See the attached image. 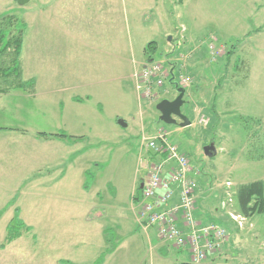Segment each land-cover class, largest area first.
<instances>
[{"label": "rangeland", "instance_id": "obj_1", "mask_svg": "<svg viewBox=\"0 0 264 264\" xmlns=\"http://www.w3.org/2000/svg\"><path fill=\"white\" fill-rule=\"evenodd\" d=\"M4 12L28 24L22 61L36 90L0 94V264L192 262L138 222V187L152 157L143 137L158 129L189 155L197 197L208 194L202 220H222L210 218L211 207L243 214L235 193L264 182V0H0ZM211 45L222 50L217 58ZM194 49L182 107L191 124L163 122L157 104L177 89L167 81L146 101L133 76L145 63L174 66ZM43 132L85 135L75 150L87 154L63 184L56 166L70 138L35 142ZM18 218L32 234L2 247ZM227 223L233 247L194 264H264V213L244 229L230 216Z\"/></svg>", "mask_w": 264, "mask_h": 264}, {"label": "built area", "instance_id": "obj_2", "mask_svg": "<svg viewBox=\"0 0 264 264\" xmlns=\"http://www.w3.org/2000/svg\"><path fill=\"white\" fill-rule=\"evenodd\" d=\"M216 58L221 49L211 45ZM152 63V62H151ZM173 65L169 68L159 62L145 64L134 74L135 84L145 100L155 96V89L163 88L172 76L179 85L188 86L192 77ZM208 124L209 119L202 118ZM143 144L152 155L146 159L147 176L143 196L139 201L138 221L145 230L154 228L161 239L173 247L189 252L192 263L204 261L229 243V228L218 221H203L197 214L199 183L194 177L189 155L180 150L164 129L144 136ZM230 219L244 229L247 217L230 213Z\"/></svg>", "mask_w": 264, "mask_h": 264}, {"label": "trees", "instance_id": "obj_3", "mask_svg": "<svg viewBox=\"0 0 264 264\" xmlns=\"http://www.w3.org/2000/svg\"><path fill=\"white\" fill-rule=\"evenodd\" d=\"M185 0H176L183 3ZM28 24L25 19L15 13L4 12L0 14V94H7L20 89L30 94H35L36 80L25 77L22 53L24 40ZM157 43L149 42L147 46L148 60L153 59V53L156 52ZM76 100H82L76 98ZM44 137L55 136L49 133H39ZM60 136H68L67 133H57ZM143 196V189L138 187V196L136 201H140ZM239 208L244 216L253 217L256 213H264V182L255 181L241 186L235 193ZM227 226L228 218L219 220ZM230 223H232L230 219ZM236 225V224H235ZM237 226V225H236ZM237 229V227H236ZM33 227L26 224L20 218L12 220L7 226V235L2 247L7 246L25 233L32 234ZM231 232V231H230ZM163 250H167L164 249ZM101 261L103 258H100ZM60 264H66L61 260ZM180 264H193L192 262H182Z\"/></svg>", "mask_w": 264, "mask_h": 264}, {"label": "crops", "instance_id": "obj_4", "mask_svg": "<svg viewBox=\"0 0 264 264\" xmlns=\"http://www.w3.org/2000/svg\"><path fill=\"white\" fill-rule=\"evenodd\" d=\"M195 50L196 49H194V50H192V51H188L187 53H185V54H187V56H185V58L183 59V60H181L180 59V61H178V63L179 64H181V68H183V71H185V73H187V74H189L188 72H187V67L189 68V66L187 65V63H190L191 62V59L192 58H194V56L196 55V53H194L195 52ZM198 52H199V50H197ZM196 51V52H197ZM181 61H182V63H181ZM190 75V74H189ZM190 76H192V75H190ZM190 86H188V88H189ZM68 134V136H60V135H57L56 137H50V138H47V137H44V136H42V135H37L36 136V138L34 139L35 140V142H39V140H43L44 142H48V140H57L56 142H62L61 140L63 139L64 140V138H70L69 140H70V143L67 145V148L68 149H70L69 150V152L68 153H62L63 152V149H61V154L58 156V159H59V163L57 164V166H56V168H58V170L60 171V174H59V176L57 177V179H58V183H61V184H63L64 183V181H66L67 179V176H68V174L69 173H71L72 172V170H74L75 169V165L77 164V162H79L81 159V157H85V155L87 154V152L86 151H83L81 154H80V156H79V154H77L76 153V150H75V147H76V142H82L83 140H85V135L83 134H75V133H67ZM71 136V137H70ZM69 154H70V157H69ZM77 154V155H76ZM87 173L88 172V168L86 167L85 168V166H82V167H80V174H81V176L83 177L82 178V182H83V185L85 186V187H87V183L85 182L86 180H85V176H84V173ZM66 179V180H65ZM66 187V186H65ZM85 193V192H84ZM63 195L64 194H66V192L64 193H62ZM198 198H197V203H198V210H197V214H198V216L200 217V214L202 213V204H203V202H204V200L205 201H207V192L205 191V190H202V193H200V191H199V193H198ZM64 198V197H63ZM66 198V197H65ZM211 216H210V218L213 216V215H217V217L218 218H220V219H227L229 216H228V214L226 215V214H223V213H218V210H217V208L216 207H211ZM201 218V217H200ZM202 219V218H201ZM139 222V221H138ZM152 229V228H151ZM151 229H148V230H145V229H143L145 232H147V233H149V231L151 230ZM232 235L233 236H231L232 237V240L230 239V243H229V245H228V247L227 248H232L233 247V244L234 243H232V241H233V238H234V231L232 230Z\"/></svg>", "mask_w": 264, "mask_h": 264}, {"label": "water", "instance_id": "obj_5", "mask_svg": "<svg viewBox=\"0 0 264 264\" xmlns=\"http://www.w3.org/2000/svg\"><path fill=\"white\" fill-rule=\"evenodd\" d=\"M20 4H25L30 0H16ZM174 77L171 79L177 88L178 95L175 99H163L157 104L158 110L161 112L160 120L166 123H178V118L181 120V126H187L191 124L190 119L182 112V107L186 103L184 96L186 94V89L184 87H179L177 82H174ZM123 125H126L122 122ZM206 153L211 155V149L206 148ZM143 187V186H142Z\"/></svg>", "mask_w": 264, "mask_h": 264}, {"label": "flooded vegetation", "instance_id": "obj_6", "mask_svg": "<svg viewBox=\"0 0 264 264\" xmlns=\"http://www.w3.org/2000/svg\"><path fill=\"white\" fill-rule=\"evenodd\" d=\"M140 186L142 187L143 186V183H141Z\"/></svg>", "mask_w": 264, "mask_h": 264}]
</instances>
